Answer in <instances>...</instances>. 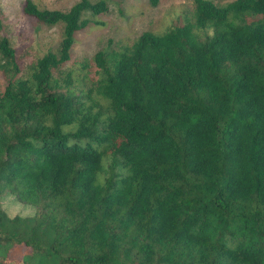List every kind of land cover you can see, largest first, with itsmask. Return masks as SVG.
<instances>
[{"label": "trees", "instance_id": "trees-1", "mask_svg": "<svg viewBox=\"0 0 264 264\" xmlns=\"http://www.w3.org/2000/svg\"><path fill=\"white\" fill-rule=\"evenodd\" d=\"M107 8L24 0L62 26L25 72L0 33V264H264V0H193L74 73V34Z\"/></svg>", "mask_w": 264, "mask_h": 264}, {"label": "rangeland", "instance_id": "rangeland-1", "mask_svg": "<svg viewBox=\"0 0 264 264\" xmlns=\"http://www.w3.org/2000/svg\"><path fill=\"white\" fill-rule=\"evenodd\" d=\"M39 7L67 9L76 0H33ZM226 3L230 0H214ZM24 0H0V33L6 34L16 50V59L23 72L30 70L35 58L57 46L61 38L60 24L47 25L22 12ZM108 8L95 15L98 22H90L74 34L67 66L76 73L79 61L90 60L93 54L104 48L108 40L114 46L130 44L142 31L161 32L185 13L190 14L193 0H107ZM210 31V30H207ZM1 61H4L1 59ZM6 78L0 69V89ZM2 206L9 215H30L35 207L19 201L14 194L6 193L1 198ZM28 248L17 244L11 255L19 258Z\"/></svg>", "mask_w": 264, "mask_h": 264}]
</instances>
